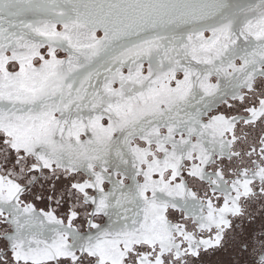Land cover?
<instances>
[{"label":"snow or ice","instance_id":"obj_1","mask_svg":"<svg viewBox=\"0 0 264 264\" xmlns=\"http://www.w3.org/2000/svg\"><path fill=\"white\" fill-rule=\"evenodd\" d=\"M0 264H264V0H0Z\"/></svg>","mask_w":264,"mask_h":264}]
</instances>
